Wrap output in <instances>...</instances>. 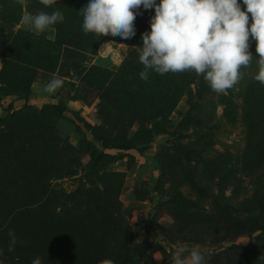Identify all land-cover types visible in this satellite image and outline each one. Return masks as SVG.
<instances>
[{
  "label": "rangeland",
  "instance_id": "obj_1",
  "mask_svg": "<svg viewBox=\"0 0 264 264\" xmlns=\"http://www.w3.org/2000/svg\"><path fill=\"white\" fill-rule=\"evenodd\" d=\"M88 3L0 0V264H173L181 247L204 264H264V92L255 113L242 95L256 41L227 94L194 71L145 81L155 9L125 40L86 34ZM54 10L65 19L43 33L21 23Z\"/></svg>",
  "mask_w": 264,
  "mask_h": 264
},
{
  "label": "clouds",
  "instance_id": "obj_2",
  "mask_svg": "<svg viewBox=\"0 0 264 264\" xmlns=\"http://www.w3.org/2000/svg\"><path fill=\"white\" fill-rule=\"evenodd\" d=\"M40 3L51 7L56 0ZM243 4L244 10L238 0H160L159 4L156 0H89L81 11L86 34L127 40L135 35L139 9L154 8L151 30L142 34L139 61L144 70L140 78L147 81L149 69L160 75L194 71L204 76L212 91L227 94L243 78L241 68L251 65L252 39L259 56L255 79L264 84V0H243ZM64 19L59 10L40 11L25 14L21 23L43 33ZM62 86L63 81L54 76L45 85V91L54 93ZM9 235L14 244V234ZM185 252L188 257L181 258ZM32 264H41L40 258H35ZM173 264H204V254L198 247L190 251L181 247L173 257Z\"/></svg>",
  "mask_w": 264,
  "mask_h": 264
},
{
  "label": "trees",
  "instance_id": "obj_3",
  "mask_svg": "<svg viewBox=\"0 0 264 264\" xmlns=\"http://www.w3.org/2000/svg\"><path fill=\"white\" fill-rule=\"evenodd\" d=\"M257 88L259 90L258 91V95L261 97L263 92H264V84H261L257 80L249 81L248 85L245 87V89L243 91V94H242L244 99H245V101H247V105L250 106L248 109L253 111L254 113H255V109L252 108V106H253V100L256 98L254 91ZM61 109L63 110L64 108L61 107ZM185 121H186V118L183 117L182 118V123H184ZM95 138L101 144V147L103 149L119 148V149L129 150V149H132L134 147L133 145H129V144H125V143H109V142L105 141V139L101 135H96ZM103 154L104 153H102V155ZM259 158L261 159V162H260V166H261L264 163L263 162L264 158H262V157H259ZM20 262L21 263H18V261H17L14 264H30V263H27L25 261H20Z\"/></svg>",
  "mask_w": 264,
  "mask_h": 264
}]
</instances>
